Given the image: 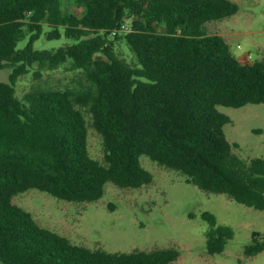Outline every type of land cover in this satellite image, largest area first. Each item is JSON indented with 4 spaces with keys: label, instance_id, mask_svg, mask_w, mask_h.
<instances>
[{
    "label": "trees",
    "instance_id": "1",
    "mask_svg": "<svg viewBox=\"0 0 264 264\" xmlns=\"http://www.w3.org/2000/svg\"><path fill=\"white\" fill-rule=\"evenodd\" d=\"M238 11L233 0H0V69L11 67L9 81H0V264L176 261L174 247L126 253L73 243L13 202L30 189L89 203L108 182L148 185L154 176L143 155L201 190L264 210V157L234 152L224 130L230 117L219 109L264 104V55L242 63L222 35L206 29ZM42 36L70 42L36 49ZM62 66L81 71L87 84L33 85L18 96L21 76L40 79ZM84 109L103 138L105 163L89 153ZM202 217L208 254H221L233 228L210 212ZM262 251L264 234L255 231L244 256Z\"/></svg>",
    "mask_w": 264,
    "mask_h": 264
},
{
    "label": "rangeland",
    "instance_id": "2",
    "mask_svg": "<svg viewBox=\"0 0 264 264\" xmlns=\"http://www.w3.org/2000/svg\"><path fill=\"white\" fill-rule=\"evenodd\" d=\"M239 11L222 20L206 24L209 34L222 35L231 53L245 61L260 60L264 55V0H233ZM70 9L76 11L74 5ZM28 38L17 48H23ZM70 41L64 37L34 43L36 49L58 48ZM119 55L131 60L128 46L118 45ZM11 67L0 69V81L8 82ZM87 82L81 71L62 66L44 71L40 79L33 72L21 76L16 92L22 97L33 85L46 88H81ZM230 117L224 127L227 139L237 144L234 152L246 160L264 157V104H247L240 108L219 107ZM87 120L88 150L94 159L104 162L102 136L93 128L91 114ZM153 181L139 188H120L112 182L105 185V194L97 201L75 203L55 198L36 189L16 195L13 202L29 211L35 221L50 228L73 243L109 252L153 250L174 247L180 255L172 264H264V251L246 257L244 249L252 242V234H264V210L239 204L223 193L201 190L186 177L160 166L147 156L140 158ZM210 212L218 224L231 226L234 237L221 254L207 252L208 222L202 217Z\"/></svg>",
    "mask_w": 264,
    "mask_h": 264
},
{
    "label": "crops",
    "instance_id": "3",
    "mask_svg": "<svg viewBox=\"0 0 264 264\" xmlns=\"http://www.w3.org/2000/svg\"><path fill=\"white\" fill-rule=\"evenodd\" d=\"M245 56H246V53L245 54H243V55H241L238 59L240 60V62H242V63H248V62H246L245 61ZM250 63V62H249Z\"/></svg>",
    "mask_w": 264,
    "mask_h": 264
}]
</instances>
